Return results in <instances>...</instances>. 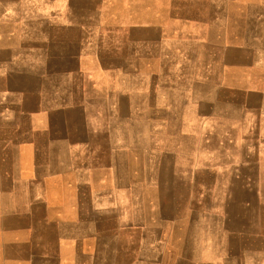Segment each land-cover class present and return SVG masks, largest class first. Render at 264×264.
Segmentation results:
<instances>
[{"label": "crops", "instance_id": "0c3cea01", "mask_svg": "<svg viewBox=\"0 0 264 264\" xmlns=\"http://www.w3.org/2000/svg\"><path fill=\"white\" fill-rule=\"evenodd\" d=\"M190 3L0 0V264H264V0Z\"/></svg>", "mask_w": 264, "mask_h": 264}, {"label": "rangeland", "instance_id": "374dc122", "mask_svg": "<svg viewBox=\"0 0 264 264\" xmlns=\"http://www.w3.org/2000/svg\"><path fill=\"white\" fill-rule=\"evenodd\" d=\"M121 1L127 3V2H132L134 0H121ZM175 1L176 2H185V3H188V4H191L190 2H195V3L198 2L201 5L205 6V7H203L204 10L202 9V7H200L201 10H199V11L196 10V9L192 11V9L190 8L189 10H184L182 12L184 14H187L188 16H191V15H196V14H206V13H208L207 10H206V4L208 2H211V3L213 1L215 2L216 0H167L168 3L175 2ZM112 2H118V0H103V7H104V9L102 11V17L103 18H108V19L111 18V13H112L111 12V4H112ZM238 3H239V0H231V16H232V20L236 19V21L239 22L240 15L243 14L244 12L242 11V9H240V6L238 5ZM257 4H258V0H246V6H247L246 7L247 10H245L246 13H248V14L254 13V6L257 5ZM242 8H243V10L245 9L244 7H242ZM236 24H238V23H236ZM202 190H204V188H199V194L200 195L202 193ZM200 199H202V197ZM217 204L220 207L221 204L220 203H217ZM215 205H216V203H215ZM230 205L232 206L233 204L231 203ZM237 207H238V204H237ZM262 210H264V207L260 206L258 208V212L261 213ZM248 211H249V209H248ZM251 211H252V214L254 215V209L253 208L251 209ZM202 221L204 222L205 219H203ZM209 222H213V223L216 224V226H220V223H222V219L215 217V218L209 219ZM240 229H245V226L240 227ZM246 229H250V227H248ZM224 253L225 252H222V251L214 252V254L212 255V259L215 261V264H221L222 259L225 257ZM233 253L234 252H232V254ZM205 257H206L205 256V252L200 250L199 251V258L202 259V258H205Z\"/></svg>", "mask_w": 264, "mask_h": 264}]
</instances>
